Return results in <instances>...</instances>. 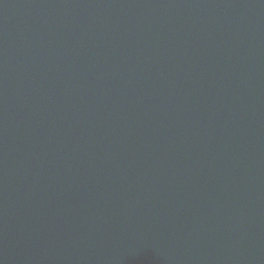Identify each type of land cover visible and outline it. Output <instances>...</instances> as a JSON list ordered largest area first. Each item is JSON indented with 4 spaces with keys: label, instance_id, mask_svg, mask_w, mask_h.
<instances>
[{
    "label": "water",
    "instance_id": "water-1",
    "mask_svg": "<svg viewBox=\"0 0 264 264\" xmlns=\"http://www.w3.org/2000/svg\"><path fill=\"white\" fill-rule=\"evenodd\" d=\"M0 264H264V0H0Z\"/></svg>",
    "mask_w": 264,
    "mask_h": 264
}]
</instances>
